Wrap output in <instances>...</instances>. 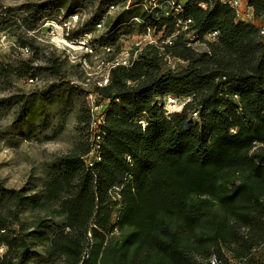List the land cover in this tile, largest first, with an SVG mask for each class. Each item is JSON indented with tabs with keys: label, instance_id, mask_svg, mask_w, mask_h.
Segmentation results:
<instances>
[{
	"label": "trees",
	"instance_id": "obj_1",
	"mask_svg": "<svg viewBox=\"0 0 264 264\" xmlns=\"http://www.w3.org/2000/svg\"><path fill=\"white\" fill-rule=\"evenodd\" d=\"M152 1L131 0L113 29L131 22L163 32L160 45L110 70L95 91L105 105L98 115L88 107L87 133L44 167L38 186L0 183V264H264L253 256L264 247V40L219 0ZM249 4L264 15V0ZM49 10L30 4L20 19L6 10L0 31L33 32ZM13 37L35 50L34 39ZM167 58L186 66L172 70ZM32 64L0 62V82L62 75ZM62 89L43 98L69 103L73 93ZM168 97L186 100L180 112L165 111ZM15 104V123L45 117L34 99ZM92 152L99 161L88 167Z\"/></svg>",
	"mask_w": 264,
	"mask_h": 264
},
{
	"label": "rangeland",
	"instance_id": "obj_2",
	"mask_svg": "<svg viewBox=\"0 0 264 264\" xmlns=\"http://www.w3.org/2000/svg\"><path fill=\"white\" fill-rule=\"evenodd\" d=\"M130 1L112 7L102 0H0V15L10 9L14 19H20L24 15V7L30 4L51 9L49 18L40 20L33 32H26L23 28L15 30L12 35L0 31V62L5 67H18L22 61L30 60L34 66L52 65L62 71L58 78L37 72L32 81L30 77H12L7 83L0 82V183L6 189L38 186L44 177V167L67 154L87 133L88 107L89 110L94 107L95 115L99 107L105 105L95 91L102 88L100 85L103 83L100 82L109 75L111 66L122 62L129 64L146 45H160L163 32H143L131 22L113 29L116 17L131 9ZM137 1L145 4L148 0ZM155 1L160 0L152 2ZM262 24L263 21L260 22ZM13 35H18L23 41L34 39L35 50L21 48L22 42L19 43ZM174 39L175 35L171 40ZM98 40H106L108 46L99 47ZM192 48L199 53L206 50L205 45L197 42L192 44ZM166 61L167 64L173 62L170 58ZM176 65L179 70L186 66L184 62ZM58 87L63 88L67 95L73 93L69 103L43 98L47 92L55 94ZM10 98L13 99L10 103L4 102ZM31 99L36 105L44 104L45 117L42 116L40 122L15 123L18 113L15 103ZM185 103L186 100H180L168 109L169 113L180 112ZM61 127L63 130L57 134ZM27 134L28 137L25 136ZM4 252L5 249L0 247V255ZM253 256L255 261L262 260L264 247L255 251Z\"/></svg>",
	"mask_w": 264,
	"mask_h": 264
},
{
	"label": "built area",
	"instance_id": "obj_3",
	"mask_svg": "<svg viewBox=\"0 0 264 264\" xmlns=\"http://www.w3.org/2000/svg\"><path fill=\"white\" fill-rule=\"evenodd\" d=\"M166 2L170 6H173V3H171L170 0H167ZM219 3L229 7L231 9V11L233 13V16H234V21L235 22H242V23H246V24H250V25L255 26L258 29L260 37L264 40V15L261 16V17H256L254 8L252 6H250L249 0H219ZM177 8L180 9V7H177ZM201 8L205 9L206 7L204 5H202ZM177 12H178V10H177ZM261 21H263L262 25H260ZM190 24H191V22L187 21L184 24L183 30H186ZM216 35H217L216 33H213L212 35L208 36V39L212 41V40L215 39ZM167 44H171L170 41H167ZM167 59L169 61V58H167ZM119 64L123 65V66H127L128 65V64L126 65V62H122V63H116L115 66H118ZM115 66H111V68H114ZM168 66L172 70H174L175 67H176V63L174 62V60H173L172 63H170V61H169ZM108 78H109V75H107L105 77V79L100 82V84L103 83V86H106L107 83H108ZM103 86L100 85V87H103ZM177 102H179V101L176 100V99L168 97L166 99V103H165V111L167 113H169L168 109L171 108V107H174L177 104ZM93 109H94V107L92 108V110ZM92 110H91V113L94 114V112ZM99 111H100V107H99ZM95 115H98V114H95ZM192 116H193V118H196L197 114L194 113ZM99 122L100 121H98V123ZM96 132L97 131H95V133ZM96 141L97 142L100 141V138L96 137ZM96 148L98 149V147H96ZM94 161H99V158L94 154V152H92L90 154V157H89L88 161H87V166L88 167H92ZM209 263L210 264H220L216 260V258H214V257L210 260ZM229 264H245V263L244 262H238V261L229 260Z\"/></svg>",
	"mask_w": 264,
	"mask_h": 264
},
{
	"label": "bare ground",
	"instance_id": "obj_4",
	"mask_svg": "<svg viewBox=\"0 0 264 264\" xmlns=\"http://www.w3.org/2000/svg\"><path fill=\"white\" fill-rule=\"evenodd\" d=\"M188 100V99H187Z\"/></svg>",
	"mask_w": 264,
	"mask_h": 264
}]
</instances>
